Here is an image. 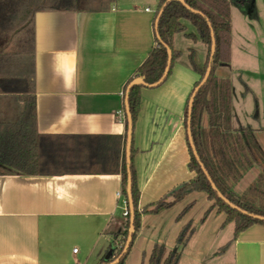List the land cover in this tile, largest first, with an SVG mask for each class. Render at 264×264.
Listing matches in <instances>:
<instances>
[{"label": "crops", "instance_id": "0c3cea01", "mask_svg": "<svg viewBox=\"0 0 264 264\" xmlns=\"http://www.w3.org/2000/svg\"><path fill=\"white\" fill-rule=\"evenodd\" d=\"M158 3L113 0L99 10L34 14L35 129L45 138L44 165L61 173L0 175V264H98L113 242L111 234L122 230L116 194L121 191L127 129L119 112H124L126 83L155 46ZM244 4L248 6L247 1ZM185 34L196 35V31L187 32L185 26L184 33L172 38L178 57L167 79L156 88L140 90L131 139L140 210L195 176L188 169L184 116L199 76L189 65V54L194 51L195 63L201 68L206 50L197 38L190 40ZM232 42L231 34L230 65L216 70L230 82L237 76ZM198 52L204 53L201 61H197ZM19 96L0 94V122L17 119L23 109ZM202 127L207 128L206 115ZM254 137L264 150V140L257 141L255 133ZM84 170L88 171L80 172ZM249 170L255 179L242 195L263 173L261 164L254 163ZM178 203L157 215H142L132 244L138 256L129 253L124 264H142L140 255L146 262L144 250L150 252L154 245L172 251L188 223L184 218L176 221L177 210L169 214ZM210 215L217 221L222 214L207 218ZM224 219L217 221L218 230L213 231L205 250L192 254L194 231L181 247L178 262L185 258L193 264H264V225H252L233 239L234 225L222 227ZM230 225L233 228L228 232Z\"/></svg>", "mask_w": 264, "mask_h": 264}, {"label": "trees", "instance_id": "16d2710c", "mask_svg": "<svg viewBox=\"0 0 264 264\" xmlns=\"http://www.w3.org/2000/svg\"><path fill=\"white\" fill-rule=\"evenodd\" d=\"M112 1L0 0V94H18L23 103L22 112L15 121L0 122V175L61 173L48 170L44 165L42 150L45 138L39 136L35 129V107L32 96L34 14L38 11L53 10H99ZM237 1L242 0H183V3L175 0H159L154 21L155 46L123 89V97L125 99L127 96L128 100L127 108L124 106V123L127 129V113H129L133 131L140 108V90L156 88L169 76L172 64L178 57V53L172 47V38L176 34L184 33L185 26L182 22H188L195 29L196 35L185 34V37L190 40L197 38L206 48V59L201 68L195 63L194 51L190 50L189 54V65L199 76L188 98L184 116L189 154L188 169L195 176L168 192L157 202L140 210L139 191L132 164L134 155L132 144L129 169L124 149L120 168L121 194L128 203L127 180L130 176L133 232L127 251L123 253L130 228L128 205V215L123 217L122 230L111 234L113 242L98 264H124L140 229L142 215H157L182 201L190 193H204L211 203L204 218L213 211L224 214L222 227L230 223L234 225L233 239L252 225H264V220L258 219L264 218V204L261 208L254 205V197H264V157L255 140L254 131L249 127L233 125L230 80L218 79L214 75L218 67H228L230 63V9ZM213 43L215 48L214 53L211 54ZM167 50L172 53L170 69L165 79L158 84L167 66ZM207 69H210L208 79L199 87ZM136 79H141L143 85L133 86L127 92L130 83ZM238 80L243 86V95L252 94L240 77ZM191 99L192 106L188 116ZM204 115L207 116V128L202 127ZM188 126L190 137L187 134ZM254 163L262 165L263 173L248 187L244 195L236 196L231 191V185L236 183ZM85 171L88 170L80 172ZM191 207L192 203L188 204L176 217V221H180ZM192 234L193 229L190 223H187L177 236V249L184 247ZM177 249L166 252L162 246L154 245L146 257V262L142 264H177L179 261Z\"/></svg>", "mask_w": 264, "mask_h": 264}, {"label": "rangeland", "instance_id": "374dc122", "mask_svg": "<svg viewBox=\"0 0 264 264\" xmlns=\"http://www.w3.org/2000/svg\"><path fill=\"white\" fill-rule=\"evenodd\" d=\"M246 1L248 6L244 4ZM242 4L234 2L231 7L230 25H232L231 34L233 37L232 59L234 67L237 68L236 77H240L252 91V94L243 95L244 89L240 81L236 77H231L232 120L234 127L242 126L254 129L257 141L262 142V139L264 140V0H243ZM184 24L187 32L195 33L193 27L188 23ZM199 44L206 50L204 45L201 43ZM203 57L204 53H197V61H201ZM214 75L218 79H224L219 77L216 71ZM228 79L230 80V78ZM255 116H257V118ZM260 151L262 157H264V150L260 148ZM248 170L241 175L236 186L232 190L234 194L238 196L242 195L246 187L255 179L252 173L253 171ZM189 203H192V207L183 218L188 223L190 222L193 232H196L193 244L189 249L192 254H195L200 249L205 250L206 245L210 243L212 234L214 233L213 231L218 230L217 227L219 222L217 223V221L223 219L224 215L222 214L217 221L215 215H210L209 218L206 216L204 218V214L211 205L204 193H190L183 201L179 202L169 214H172L174 210H177L176 213L179 214ZM263 204L264 197H254V205L256 207L261 208ZM209 214L215 213L211 212ZM202 220L207 221L204 226L200 227V223L203 222ZM121 221H123V219H121ZM230 228H233L232 225L227 228L228 232H230ZM131 249L132 247L129 250V256L134 257L135 254L138 256L137 251ZM175 249H177L176 244L172 251ZM148 251L147 248L144 250V253L148 255ZM177 251L180 259L181 248L177 249ZM138 259H140V262L145 261V258L141 255ZM177 264L193 263L183 258Z\"/></svg>", "mask_w": 264, "mask_h": 264}, {"label": "water", "instance_id": "95a60500", "mask_svg": "<svg viewBox=\"0 0 264 264\" xmlns=\"http://www.w3.org/2000/svg\"><path fill=\"white\" fill-rule=\"evenodd\" d=\"M175 1H178L180 3H183V0H175ZM159 17V16H158ZM214 43L212 44V47H211V54L214 53ZM167 56H168V59H167V66L165 68V71H164V74H163V77L162 79L158 82V84H160L164 79L165 77L167 76L168 74V71L170 69V65H171V61H172V53L170 50H167ZM210 74V69H207L206 71V74L204 76V78L202 79L200 86H202L206 80L208 79V76ZM143 85V82L141 79H136L134 81H132L127 89V92L130 90L131 87L133 86H142ZM196 88V90L194 91V94L193 96L195 95L196 91L199 89ZM192 96V98H193ZM127 96L125 97V107L127 108ZM191 106H192V99L190 100L189 102V106H188V116L190 115V110H191ZM187 134L188 136L190 137V128L189 126L187 127ZM131 136H132V122H131V117L129 115V113H127V140H126V161H127V168L129 169V154H130V146H131ZM213 189H215V187L213 186ZM127 197H128V205H129V211H130V228L128 230V240H127V243H126V246H125V249H124V252L125 253L127 251V248L129 246V243H130V240H131V235H132V232H133V229H132V222H133V205H132V199H131V178L130 176H128V180H127ZM260 220H264V218H258Z\"/></svg>", "mask_w": 264, "mask_h": 264}, {"label": "built area", "instance_id": "2783aa9c", "mask_svg": "<svg viewBox=\"0 0 264 264\" xmlns=\"http://www.w3.org/2000/svg\"><path fill=\"white\" fill-rule=\"evenodd\" d=\"M148 11V9H146ZM119 115L121 116V120L125 122V115L124 112H119ZM117 199L120 201V208L122 209V217H126L128 215V203L124 199V197L121 194V191L116 194ZM77 251L74 250L73 253H76Z\"/></svg>", "mask_w": 264, "mask_h": 264}]
</instances>
